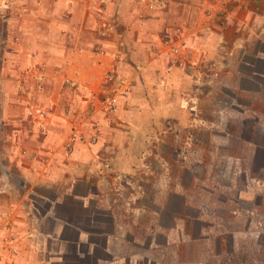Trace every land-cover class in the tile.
Instances as JSON below:
<instances>
[{
  "label": "crops",
  "instance_id": "1",
  "mask_svg": "<svg viewBox=\"0 0 264 264\" xmlns=\"http://www.w3.org/2000/svg\"><path fill=\"white\" fill-rule=\"evenodd\" d=\"M201 1L0 0V264H68L70 245L81 243L93 250L82 221L63 218L76 212L66 200L81 201L88 213L91 204H102L91 191V177L104 170V162L123 172L136 162H151L147 157L156 145L155 136L161 134L158 131L167 132L170 127L165 125L171 120L187 123L189 106L197 111L193 119L199 118L201 88L188 106L185 96L192 93L188 77L170 56H156L154 50L172 40L166 31L196 19ZM247 1V10L237 11L233 19L243 28L251 25L256 6L259 19H264V0L257 5V0ZM100 2L105 7H99ZM121 7L129 12L124 28L118 15ZM100 13L118 25L109 39L104 34L96 36ZM226 20L223 29L220 26ZM208 27L197 33L206 40L205 45L196 46L197 56L217 62L219 48L242 36L239 32L231 36L229 11ZM257 34L259 39L264 37V23ZM95 44L101 49H94ZM246 48L230 53L234 56L231 86L242 90L249 82L264 86V73L259 72H264V51ZM110 71H119L123 80L135 83L117 99L114 120L98 127L102 138L95 143L82 137L80 126L91 101L87 96L101 88ZM92 108L99 109L96 101ZM233 113L242 122L252 123L250 127L240 124L231 134L240 136L243 153L231 156L233 174L240 173L243 184L231 198L245 204L248 222L242 231L246 235L255 229L254 215L264 210V110L251 112L236 106ZM236 183L232 179L231 186ZM102 198L109 199L108 195ZM103 207L107 217L111 207ZM232 207L231 213H240L241 208ZM109 213L114 219L115 212ZM100 224L107 227L105 222ZM113 229L102 235L106 255L99 264H133L131 258L113 250ZM239 232L233 230L235 236ZM68 233H73L72 241L65 237Z\"/></svg>",
  "mask_w": 264,
  "mask_h": 264
},
{
  "label": "rangeland",
  "instance_id": "2",
  "mask_svg": "<svg viewBox=\"0 0 264 264\" xmlns=\"http://www.w3.org/2000/svg\"><path fill=\"white\" fill-rule=\"evenodd\" d=\"M150 1L162 3L161 0ZM201 3L194 15H197L196 19L193 17L166 31L172 40L160 43L154 55L170 56L171 61L188 77L192 89V93L185 96L188 106L195 100V90L201 88V113L198 117L204 119V123L199 118L193 119L197 111L189 106L191 117L184 121L187 123L179 124V121L171 120L165 125L170 127L167 132L158 131L161 134L155 136L156 145L151 147L147 157L151 162H136L128 172L109 168L106 165L109 162H104V170L91 177L94 184L91 191L102 200V205L111 207L104 222L106 228H114L113 250L124 258L131 255L133 264H221L225 256L239 252L251 256L253 261L250 264H264V210L260 209L254 215L252 222L255 229L244 235L242 230L248 222L247 213L243 211L245 204L231 198L243 187L239 181L240 173L233 174L234 161L231 159V156L243 154L239 148L240 136L231 134L240 129V124L248 127L252 124L233 117V112L236 106L251 112L264 110L260 99H264V86L254 82L247 83L246 90L231 86L234 56L230 55L231 50L242 46L247 47L246 51H264V37L259 39L260 34H257L264 19H259V6H256L250 26L243 28L244 24L233 21L234 13L247 10V0H202ZM99 5L105 7L103 2ZM151 8L157 7L151 5ZM118 11L122 18L120 27L124 28L129 12L122 7ZM228 11L231 14V36L239 32L242 38L225 42L219 48L217 62L212 57L202 60L201 56H197L196 46L205 45L206 40L197 33L206 31L213 21L222 20ZM107 22L114 23L111 19ZM227 23L226 20L220 27L226 29ZM218 27H215L216 30ZM115 28L118 30L116 23ZM211 34L212 37L217 36ZM250 36L252 39L248 40ZM119 73L110 71L105 75L101 88L87 96L91 97V101L87 103L88 107L86 105L87 118L81 122L79 132L88 141L94 136L97 142L102 138L96 128L108 126L114 120L117 99L124 91L131 90L135 83L134 80H123ZM66 84L72 86L70 82ZM112 97L115 99L112 110L104 108L102 100ZM93 101L97 102L98 110L92 108ZM232 179L238 181L235 188L231 186ZM103 195H108L109 199H103ZM232 206L241 208L240 213H231ZM110 211L115 212L114 219ZM138 226L145 230L152 227L169 229L166 235L160 233L158 238L167 246L156 247L155 241L146 242L137 235L136 246L127 251L126 239ZM235 229L240 230L237 236L233 234ZM179 232L185 239L182 245L179 244L181 246L175 243ZM1 249L3 245L0 252Z\"/></svg>",
  "mask_w": 264,
  "mask_h": 264
},
{
  "label": "trees",
  "instance_id": "3",
  "mask_svg": "<svg viewBox=\"0 0 264 264\" xmlns=\"http://www.w3.org/2000/svg\"><path fill=\"white\" fill-rule=\"evenodd\" d=\"M109 19H107L102 13L98 15L96 18V27H98V30H96V36L99 38L102 36V34L106 35L107 38L113 37V34L116 32L115 28V22L110 23L107 22ZM94 49L100 50V46H97V44L94 45ZM100 200V199H99ZM70 206H74L76 212H70L69 215H64L63 218L72 220L74 222H79L82 221V229L85 233L89 235L88 239V244L93 243L95 247L93 250H88L85 246H83L81 243L78 244H72L68 248V257L67 261H69L68 264H99L101 260H104L103 257L106 255L102 251V243H103V236L106 234H110L112 231L111 229L100 227V223L104 222L105 219V209L100 201L91 204L92 206L89 210L87 211L88 213L85 212V207L82 205L81 201H73L72 199L66 200ZM66 202V204H67ZM83 210L85 213H81L80 210ZM70 211H73L70 209ZM80 213L82 215H80ZM159 225V224H158ZM169 231L166 230L164 227L162 228H151L150 230H145L144 228H140V226L137 227V229L133 232L129 231L132 233V235H129L130 238L126 239L129 249L127 251H130L136 241L137 235L139 237L141 236V239L146 240V242L152 243L153 241L156 242L155 246L156 247H166L167 244H163L164 242H161L158 238L160 233H164V235L167 234ZM73 233H68L65 235L67 239L72 241L73 238ZM183 240L185 241L184 237L182 236V233H178L176 237V244H183ZM166 243V242H165ZM170 243V242H169ZM134 245V246H133ZM179 245V246H181ZM141 247L140 245H137ZM155 247V248H156ZM142 248V247H141ZM80 253L84 256L81 257ZM131 256V255H130ZM130 256H128L126 259L129 260ZM106 259V258H105ZM253 261L251 260V256L247 255V253L243 254L242 253H236V254H230L224 257L222 259L221 264H250V262ZM256 261V260H255ZM252 263V262H251Z\"/></svg>",
  "mask_w": 264,
  "mask_h": 264
},
{
  "label": "built area",
  "instance_id": "4",
  "mask_svg": "<svg viewBox=\"0 0 264 264\" xmlns=\"http://www.w3.org/2000/svg\"><path fill=\"white\" fill-rule=\"evenodd\" d=\"M102 105H104V108L112 110L113 106L115 105V99L112 97V98H108L106 101L102 100ZM96 132L98 134V132H99L98 127L96 128ZM91 141L95 142L96 136H94Z\"/></svg>",
  "mask_w": 264,
  "mask_h": 264
}]
</instances>
